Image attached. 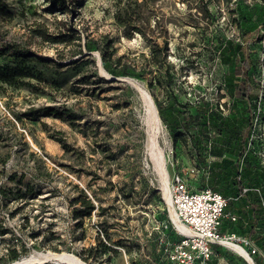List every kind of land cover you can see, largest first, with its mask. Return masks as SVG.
<instances>
[{"label": "rangeland", "instance_id": "rangeland-1", "mask_svg": "<svg viewBox=\"0 0 264 264\" xmlns=\"http://www.w3.org/2000/svg\"><path fill=\"white\" fill-rule=\"evenodd\" d=\"M1 1L8 13L0 14V48H6L0 67L20 74L15 84L0 81V224L8 230L0 234V264L11 261L7 249L20 243L26 250L19 257L66 252L85 264H171L181 234L147 150L146 104L131 80L155 106L182 111L184 126L171 128L160 118L156 137L171 182L179 173L193 187H204L207 167L215 163L232 172L227 183L245 179L237 160L241 140L228 139L221 116L235 122L246 158L264 174L262 0ZM124 11L131 17L127 28L116 17ZM39 31L65 40H48ZM244 34L238 58L251 60L252 90L241 99L228 91L241 79L240 62L233 56L229 65L224 57ZM102 53L118 72L104 69ZM27 186L32 197L17 209L21 198L18 204L15 197ZM78 189L94 209L74 218L73 209L81 208L71 201ZM232 200L235 211L239 199ZM262 220L244 232L234 222L229 227L247 252L259 249L249 255L264 264ZM219 247L213 264H227V257L248 264Z\"/></svg>", "mask_w": 264, "mask_h": 264}, {"label": "trees", "instance_id": "trees-1", "mask_svg": "<svg viewBox=\"0 0 264 264\" xmlns=\"http://www.w3.org/2000/svg\"><path fill=\"white\" fill-rule=\"evenodd\" d=\"M262 14L264 16V0H262ZM8 11L5 9V3L0 0V14H7ZM118 22L126 25V28L130 26L129 19L131 18L129 15H127V12L124 11L122 13L116 14ZM39 34L42 36H46V34L43 31H39ZM46 38L51 41H64L65 39H59L58 35H47ZM246 35L244 34V37L242 39V43H234L232 46L229 45V52L225 59V63L231 65L233 62V56L234 60L238 59L240 62L237 73L241 74L240 81L236 82L234 85L228 86V91L232 97L246 99L250 97L251 94V77L249 74V70L251 69V60L249 57H243L238 58L239 53L243 52L245 48V41H246ZM166 42H164V45L162 46L161 50L166 49ZM6 48H0V53L5 52ZM224 56V55H222ZM102 64L106 71L110 72L111 74H115L118 72V66L116 65V62H113L110 55H107L105 53H102ZM123 75L133 74L132 71L127 69H120L119 71ZM18 73L15 69L10 67H0V81L6 82L8 84H15L17 83V79H15V76L18 75ZM156 108L157 113L159 117L164 121L165 124H168L171 128H179L180 126H184L182 124L184 122V117L182 115V111L177 106H171L169 108H165L160 102H156ZM49 113L54 112L53 109H48ZM198 113L193 115L191 117V120H195L198 118ZM212 115H220L219 113H215ZM251 118H248V121H250ZM220 122H222V125L227 131L228 139L240 138L241 143L239 146H241L240 151L237 153L238 162L243 166L241 169V173L244 175V180H234L233 183L229 184L227 183V178L231 177L232 172L226 167L225 163L216 164L211 167V165H208L206 174L210 175V180L206 183V186L211 188L214 191H217L221 193L225 197H237L239 199V207L236 208L235 211L238 215V218H236L235 221L228 220L224 227L226 229L231 231V228L229 225L231 223H235L237 226L238 231L244 232L249 227V230L255 227V224L263 221L264 219V209L262 207V201H264V174L260 169H255L254 166L250 163L249 159L246 158V155L244 154L245 149V143L242 141L243 134L241 131H235L236 125L233 120L229 121L228 119L220 117ZM220 129V128H219ZM181 136V133H176L174 136L175 139ZM61 141V139H58ZM200 142V140L195 141V145ZM64 144V143H63ZM65 145V144H64ZM231 152L233 154H236V150L234 148L231 149ZM0 162H4V158H0ZM237 162V161H236ZM234 163L235 172L238 171L239 163ZM253 186V187H251ZM247 187L249 190H247L244 193L242 192V188ZM254 188H258L260 192L253 190ZM79 194L75 196L71 201L73 203H79L81 208H75L73 209L72 216L74 218L83 217L86 215H89L91 211L94 209V204L91 201V199L85 194L83 189H78ZM232 193L233 195H230ZM31 194V188L27 186V189L25 192L21 193L20 195L16 196L15 198L17 201L21 198L20 203L18 201L17 209H20L23 207L24 204L27 203L28 197H32ZM29 195V196H28ZM234 206L232 198H229L228 205L226 207V210L230 211V209ZM239 212V213H238ZM9 215H13V213H9ZM28 217H24V219L27 220ZM79 222V221H77ZM78 224V223H77ZM225 229V228H224ZM7 228L3 227L0 224V234H5L7 232ZM213 252L210 260V264H213V253L215 252L216 255L219 256V251L217 250L220 248L219 245H213ZM94 249V247H87L84 249L86 252H91ZM25 245L23 243H20V248L17 249L16 247H9L7 249L6 255L8 260H13L19 257L20 251H25ZM82 258L84 260H87V255H83ZM254 264H261L260 258L252 257ZM227 264H237L236 260L233 257H227Z\"/></svg>", "mask_w": 264, "mask_h": 264}, {"label": "built area", "instance_id": "built-area-1", "mask_svg": "<svg viewBox=\"0 0 264 264\" xmlns=\"http://www.w3.org/2000/svg\"><path fill=\"white\" fill-rule=\"evenodd\" d=\"M249 188L243 187L244 193ZM258 193L260 190L254 188ZM229 198L204 186L193 187L183 175H173L170 188V203L177 219L188 232H180L181 238L170 254L171 264H210L213 245H222V240H238L235 233L223 228L224 220L235 221L238 215L227 211ZM264 209V201H262ZM173 227L178 230L174 224ZM244 242L248 243L246 239ZM260 253L257 247H251L248 254ZM253 261V260H252Z\"/></svg>", "mask_w": 264, "mask_h": 264}, {"label": "bare ground", "instance_id": "bare-ground-1", "mask_svg": "<svg viewBox=\"0 0 264 264\" xmlns=\"http://www.w3.org/2000/svg\"><path fill=\"white\" fill-rule=\"evenodd\" d=\"M132 84L140 91L147 109V150L149 152V155L151 159L153 160V163L159 173L160 181H161V190L163 194V198L165 199L166 203L168 204V210H169V216L171 218L172 223L174 226L178 229V231L187 233L188 228L180 222L171 206L170 203V188H171V179L167 173V171L164 168L163 165V153L161 148L158 146L157 143V133L159 132L160 126H161V120L157 113L156 106L151 99V96L147 93L145 89H143L138 83L131 80ZM221 244L230 249L231 251L235 252L239 256H241L245 261H248L250 264H253V261L248 254L247 250L242 246L241 244L230 241V240H222ZM50 258V259H49ZM51 261V260H57L61 262H67L68 264H85L82 261H80L75 255L66 253V252H58V253H47L45 255L41 256H25V257H18L16 259L11 260L7 264H25V263H40L45 260ZM65 264V263H64Z\"/></svg>", "mask_w": 264, "mask_h": 264}, {"label": "water", "instance_id": "water-1", "mask_svg": "<svg viewBox=\"0 0 264 264\" xmlns=\"http://www.w3.org/2000/svg\"><path fill=\"white\" fill-rule=\"evenodd\" d=\"M42 254H38L37 256H41ZM50 259V258H49ZM45 261H47V259L45 260ZM45 261H43V262H45ZM56 262H61V261H57V260H55ZM248 264H250L248 261H246ZM25 264H34V263H25ZM254 264V263H253Z\"/></svg>", "mask_w": 264, "mask_h": 264}]
</instances>
